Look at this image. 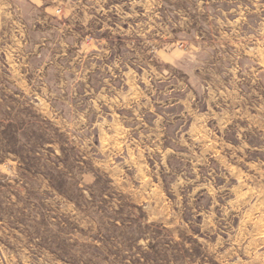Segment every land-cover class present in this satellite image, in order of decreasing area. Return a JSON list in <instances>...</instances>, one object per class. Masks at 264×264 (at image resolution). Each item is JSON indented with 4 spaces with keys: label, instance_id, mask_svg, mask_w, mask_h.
I'll use <instances>...</instances> for the list:
<instances>
[{
    "label": "rangeland",
    "instance_id": "rangeland-1",
    "mask_svg": "<svg viewBox=\"0 0 264 264\" xmlns=\"http://www.w3.org/2000/svg\"><path fill=\"white\" fill-rule=\"evenodd\" d=\"M0 3V264H264V0Z\"/></svg>",
    "mask_w": 264,
    "mask_h": 264
},
{
    "label": "crops",
    "instance_id": "crops-1",
    "mask_svg": "<svg viewBox=\"0 0 264 264\" xmlns=\"http://www.w3.org/2000/svg\"><path fill=\"white\" fill-rule=\"evenodd\" d=\"M5 5H6V3L5 4L0 3V16H2L3 18L6 17V13L8 12V10H6V6ZM17 8H19V7L17 6Z\"/></svg>",
    "mask_w": 264,
    "mask_h": 264
}]
</instances>
